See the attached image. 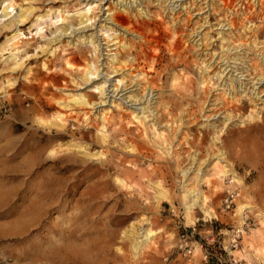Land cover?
Instances as JSON below:
<instances>
[{
    "label": "rangeland",
    "instance_id": "rangeland-1",
    "mask_svg": "<svg viewBox=\"0 0 264 264\" xmlns=\"http://www.w3.org/2000/svg\"><path fill=\"white\" fill-rule=\"evenodd\" d=\"M119 1L0 0V264H264V0Z\"/></svg>",
    "mask_w": 264,
    "mask_h": 264
},
{
    "label": "bare ground",
    "instance_id": "bare-ground-1",
    "mask_svg": "<svg viewBox=\"0 0 264 264\" xmlns=\"http://www.w3.org/2000/svg\"><path fill=\"white\" fill-rule=\"evenodd\" d=\"M181 1V0H180ZM119 2H121V3H118V5L119 4H121L122 6H126V5H123V3H125V0H123V1H119ZM135 3H137L136 1H135ZM125 4H127V3H125ZM93 7V5L91 4V6H90V8H92ZM11 7L10 6H5V8H4V12H5V16L6 15H8L10 12H9V9H10ZM90 9H88L87 11H89ZM108 10H110V9H108ZM30 14V12H25V13H23L20 17H21V23H24L25 22V20H26V18L28 17V15ZM86 13H82V14H77L78 16L80 15L81 16V22H80V25H83V24H85V23H87L88 21H91V19L89 18H87L86 20H84V15H85ZM83 15V16H82ZM122 16V15H121ZM123 17V16H122ZM107 20V19H106ZM15 21H17V20H15ZM109 21L112 23V24H114V25H116V23H119L118 21V17L115 15V14H112V15H110V19H109ZM103 22H105V21H103ZM107 22V21H106ZM131 22V21H130ZM17 24V23H16ZM155 24V23H154ZM117 26V25H116ZM133 27V26H132ZM6 28V27H5ZM85 28H88V26L86 25V27ZM9 29V28H8ZM133 29V28H132ZM67 28H64V32L66 33L67 32ZM86 30V29H85ZM134 30V29H133ZM67 34V33H66ZM59 38V37H58ZM87 40V39H86ZM91 43H93V44H96L97 43V41H96V37H94L92 40H91ZM119 44H120V47L123 49V50H125L127 53L128 52H130L132 49H134V48H139V47H134L133 48V45H129V44H127V43H125L124 42V44H121V42H119ZM133 44V43H132ZM129 50V51H128ZM127 53L126 54H124V57H126L127 56ZM215 56V55H214ZM139 57H140V55L139 54H137L136 55V61H138V59H139ZM138 64H139V62H137ZM115 64H118V65H120V66H118V67H114V69L116 70V72H120V71H123L124 69H125V67H121V61L120 60H118ZM132 66V65H131ZM208 68H210V67H208ZM130 69V68H129ZM125 71H126V69H125ZM206 71H207V69H206ZM216 74V73H215ZM89 75H95V73L94 72H92V71H87V73H86V76L88 77ZM224 75V74H223ZM86 77V78H87ZM223 77V76H222ZM221 77V78H222ZM220 79V78H219ZM88 80V79H87ZM124 80H125V77L123 78V80H120V83L121 84H123L124 83ZM131 80V79H130ZM261 81H263V80H261ZM130 83V82H129ZM264 84V83H263ZM130 85H133V83H130ZM130 85H127V83L126 84H123V86L120 88L119 87V85L117 86V88H116V90H113V91H109V90H106V92H108L107 94L104 92L103 93V90L101 89V88H96V89H98L99 90V92L102 94V96H103V100L99 103V105H102V106H104L108 101H107V99H109L110 97H112L113 98V96H110L111 95V93H113L114 95H116V96H121V98H123L125 95H126V92L129 90V86ZM207 87V86H206ZM262 92V91H261ZM264 93V92H263ZM137 94V93H136ZM256 94V93H255ZM72 97V103H75V105H80V106H91L92 104H91V102L90 101H88V100H86L85 99V97H84V95H78V96H74V95H71ZM263 97H264V94H263ZM124 99H127V98H124ZM128 99H131V101L130 102H133V103H135V105H141L142 104V99L143 98H139V96H138V94L137 95H134V96H132V97H128ZM137 103H139V104H137ZM167 104H169V103H167ZM95 106H96V104H95ZM164 106V105H163ZM234 108V107H233ZM169 109L171 110L172 108H170L169 107ZM149 110H150V108H149ZM172 110H175V109H172ZM228 111V110H227ZM167 113V112H166ZM141 114V113H140ZM167 115V114H166ZM231 115V114H230ZM145 116V115H144ZM168 116H171L170 114H168ZM254 116V115H253ZM135 118H137V119H140V121L143 123L144 122V117H140V115H139V113L136 115V117ZM181 118H185V116H183V117H181ZM228 118H230V116L228 117ZM251 118V117H250ZM249 118V119H250ZM252 119V118H251ZM253 119H256V118H253ZM252 119V120H253ZM103 120H104V122H106L107 120H106V118L105 117H103ZM157 121H160L159 120V118H158V120ZM156 121V122H157ZM181 122H183L182 121V119L180 120ZM109 123V122H108ZM147 123V122H146ZM145 123V124H146ZM158 123V122H157ZM257 126V125H256ZM256 128V127H255ZM258 128V127H257ZM173 129V128H172ZM252 130V129H251ZM148 132V131H147ZM148 134V133H147ZM158 137V136H157ZM163 137V138H162ZM107 138V136L106 135H103V139H106ZM159 141H154V144L155 145H161V147H162V145L164 144V143H167L168 142V139H169V137L168 136H164V134H162V136L160 135L159 136ZM158 140V139H157ZM151 142V141H150ZM174 144V143H173ZM171 145V144H170ZM158 147V146H157ZM214 155V154H213ZM213 158V157H212ZM215 160H218V162L219 163H221V164H228V161H227V158L225 157V152L224 151H220L219 152V154H217V156H216V158H214ZM216 165V164H215ZM228 166H230V165H228ZM233 168V167H232ZM231 171H233V169H231ZM221 173H222V171H221ZM192 185V184H191ZM193 188V187H192ZM199 190V189H198ZM198 190H197V188L196 187H194L193 189H191L189 192H187V194H186V196L187 197H190V195L191 194H193V197H194V199H193V203L190 205V207H189V209L191 210L193 207H196V206H198V204H199V202L202 200V201H204L203 199H205V195L204 194H200L199 192H198ZM191 193V194H190ZM162 195V194H161ZM191 200H192V198H191ZM191 202V201H190ZM250 208V207H249ZM244 209H247L246 207H241L240 208V212H242ZM189 210V211H190ZM245 211V210H244ZM149 234H151V233H149ZM149 234L147 235L148 237H149ZM151 236V235H150Z\"/></svg>",
    "mask_w": 264,
    "mask_h": 264
},
{
    "label": "built area",
    "instance_id": "built-area-1",
    "mask_svg": "<svg viewBox=\"0 0 264 264\" xmlns=\"http://www.w3.org/2000/svg\"><path fill=\"white\" fill-rule=\"evenodd\" d=\"M236 241V240H234ZM225 253L227 254V250H224ZM211 254L209 252H206L205 255H204V260L206 263H209V260L211 259ZM218 261L221 263V264H224L223 261L220 259V258H217ZM229 261H230V264H240V261L236 260L235 258H229Z\"/></svg>",
    "mask_w": 264,
    "mask_h": 264
}]
</instances>
